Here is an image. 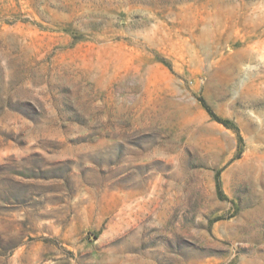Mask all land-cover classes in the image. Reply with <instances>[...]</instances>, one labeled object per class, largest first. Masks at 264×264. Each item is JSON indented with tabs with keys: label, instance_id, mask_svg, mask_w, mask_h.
Returning a JSON list of instances; mask_svg holds the SVG:
<instances>
[{
	"label": "rangeland",
	"instance_id": "obj_1",
	"mask_svg": "<svg viewBox=\"0 0 264 264\" xmlns=\"http://www.w3.org/2000/svg\"><path fill=\"white\" fill-rule=\"evenodd\" d=\"M0 264H264V0H0Z\"/></svg>",
	"mask_w": 264,
	"mask_h": 264
},
{
	"label": "trees",
	"instance_id": "obj_2",
	"mask_svg": "<svg viewBox=\"0 0 264 264\" xmlns=\"http://www.w3.org/2000/svg\"><path fill=\"white\" fill-rule=\"evenodd\" d=\"M200 102H201L202 106L204 107V109L208 112V114H210L212 117H214V119H216V121H218V122L226 125V122L225 121H223V120H221L219 118H216V116H214V114L212 113V111L210 110V108L205 104V102L202 99H200Z\"/></svg>",
	"mask_w": 264,
	"mask_h": 264
}]
</instances>
